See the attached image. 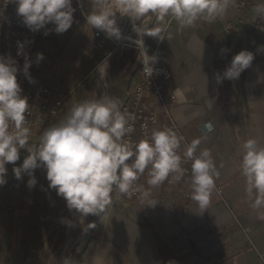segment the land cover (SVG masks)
Instances as JSON below:
<instances>
[{"label":"crops","instance_id":"1","mask_svg":"<svg viewBox=\"0 0 264 264\" xmlns=\"http://www.w3.org/2000/svg\"><path fill=\"white\" fill-rule=\"evenodd\" d=\"M93 2L81 0L85 13ZM72 6L76 9L75 0ZM255 18L252 9L238 15L234 0L224 16L211 23L198 20L181 31L171 21L170 39L141 37L148 54L157 55L171 74L165 94L174 99L170 100L169 116L159 117L160 126L172 121L188 143L201 139L197 154L210 149L219 176L209 205L200 209L191 199L190 161L182 165L188 171L176 183L165 181L151 188L142 175L139 185L150 190V197L142 202L138 194L113 202L111 194V203L94 216L95 227L88 230V241L79 247L72 264H264V209L250 207L239 168L240 145L245 140L256 139L264 147V51H258L264 46V30L254 27ZM156 23L154 18L150 27ZM93 32L76 10L72 27L56 35L48 58L33 70L36 81L68 96L76 81L74 71L91 51ZM127 47L111 55L113 49L108 55L127 72L125 78H119L124 84L116 99L121 109L127 92L140 79L138 50L135 44ZM221 48L229 51L222 55ZM241 50L254 54L251 66L241 74L242 88L253 92L258 84L262 96L245 94L244 107L237 108L223 97L233 81L217 85L213 73L222 72ZM206 124H211L210 131ZM153 200L158 203L151 207ZM7 224L6 210L0 208V249L7 242Z\"/></svg>","mask_w":264,"mask_h":264},{"label":"clouds","instance_id":"2","mask_svg":"<svg viewBox=\"0 0 264 264\" xmlns=\"http://www.w3.org/2000/svg\"><path fill=\"white\" fill-rule=\"evenodd\" d=\"M16 5V15L21 23L32 33L45 29L63 34L74 22L73 0H9ZM80 3V0H77ZM234 0H94L91 10L84 14L86 24L91 29L104 33L106 38L122 39L117 26V15L127 18L132 31L139 39L132 40L138 50L142 72L150 78L157 71L155 65L159 57L149 55L148 47L141 38L147 36L164 41L171 21L178 30L195 26L198 20L208 23L223 17ZM255 11L264 15V3L257 5ZM155 18V26H151ZM51 24L53 27L47 29ZM28 42H17V57H23L21 68L10 54L0 55V187L7 183L8 168L20 160V151L29 145L31 130L27 127L25 113L29 110L28 98L22 95L17 83L21 72L29 84L36 81L29 69L32 61L25 51ZM229 50L220 49V54ZM264 51V46L258 48ZM202 55V51H201ZM44 59L37 53L35 62ZM254 54L241 50L235 54L222 72H214L217 85L225 80H238L248 69ZM107 60L98 71L105 73ZM205 88L207 77H204ZM210 106L211 103L209 102ZM134 119L131 113L123 114L114 97L104 96L96 100H86L74 104L64 119L46 128L39 136L38 144L27 147V156L19 166L12 167V175L20 181L28 177L27 187L37 185L35 170L43 169L47 190H54L65 201L70 213L77 214L75 223L66 218L61 222L66 227L83 224L88 216H99L111 203L113 186L119 193L132 197L140 194L141 201L147 200L151 192L145 190L137 181L146 173L147 185L156 188L165 181L179 182L188 171L182 165L191 162V199L200 209H206L215 188V178L219 176L210 149H202L197 154L201 139H193L183 144L184 137L171 128L153 130L147 138L132 142L125 139L134 128L129 123ZM205 128L211 130V124ZM240 174L244 179L245 193L250 207L264 209V147L256 139L249 138L240 145ZM181 152L183 156H181ZM41 186V191H44ZM158 202L151 201V207ZM264 219V214L261 215ZM95 227L89 223L87 229ZM63 264H72L65 259ZM168 264H175L169 261Z\"/></svg>","mask_w":264,"mask_h":264},{"label":"rangeland","instance_id":"3","mask_svg":"<svg viewBox=\"0 0 264 264\" xmlns=\"http://www.w3.org/2000/svg\"><path fill=\"white\" fill-rule=\"evenodd\" d=\"M117 26L122 32L124 43L127 46L133 45L128 39L135 38L132 26L127 18H120L117 15ZM118 42L110 38L108 44L102 52L90 51L81 58V62L74 71L76 81L70 87V94L65 101L64 109L55 119H50L41 128L35 130L30 137L29 145L34 146L39 142V136L48 127L57 124L65 118L70 108L86 100H96L105 96L118 99L119 92L124 84L119 78L127 76L126 69L123 70L122 63H117V59L107 58L114 49V44ZM125 46L124 49H128ZM107 60L105 76L102 81L105 84L104 93L101 91L97 71L103 61ZM120 76V77H119ZM122 76V77H121ZM244 77L241 75L238 80L229 84L228 89H224L223 97L233 102L238 108H242L245 94L261 97L262 91L258 84L253 88V92L247 91L243 86ZM256 81V80H254ZM128 88H124V93ZM125 95V94H124ZM238 105V106H237ZM120 111L121 108L119 107ZM20 151V160L16 165L6 166L8 169L7 183L0 187V208L6 210L7 214V242L5 247L0 249V264H59L60 254L69 236V228L62 222V218L74 221L75 213H70L65 207V201L58 197L54 190H47V181L43 169L35 170L37 185L29 189L27 185L28 177L24 176L18 183L8 189L12 175V167L19 166L27 156V147ZM10 165V164H9ZM41 186L44 191H41ZM94 216H88L83 224H75L71 240L73 241L68 259L74 260L79 247L88 241L89 223L95 222ZM75 222V221H74ZM68 232V233H67ZM9 244V245H8ZM9 246V248H6Z\"/></svg>","mask_w":264,"mask_h":264},{"label":"built area","instance_id":"4","mask_svg":"<svg viewBox=\"0 0 264 264\" xmlns=\"http://www.w3.org/2000/svg\"><path fill=\"white\" fill-rule=\"evenodd\" d=\"M76 1V10L79 11L83 20L86 14L83 6ZM16 5L9 2V0H0V55L10 54L15 58L19 66L23 67V57H17V42H28L25 45V51L28 53L29 59L32 61V66L29 69L31 76L34 78L33 70L46 61L50 47L56 37V33L50 32L47 36L43 35L45 29L39 32H30L22 23L21 18L16 15ZM51 24L47 25V29H51ZM229 27L226 26V29ZM110 38H106L105 34L99 30L94 29L92 34V42L90 44L91 51L102 52L105 50ZM122 45V49L127 46L124 39L119 40L114 44ZM114 47V48H115ZM37 53H42L44 59L37 64L35 57ZM140 59V58H139ZM156 72L150 77L146 78L142 72L143 64L139 60L138 73L139 81L135 87L128 91L126 100L121 109L125 115L131 113L134 119L129 123L134 128V131L125 137L132 142H137L140 139L150 136L153 130H162L164 128H171L182 136L178 127L174 122L170 121L164 126H160L159 117H168L170 110V100L174 99L173 96L167 98L165 90L171 79L169 70L161 66L159 61L155 65ZM36 81V79L34 78ZM17 83L22 89V95L28 98L29 110L25 113L27 120V127L31 130V136L36 129L41 128L50 119H55L64 109V103L68 96L56 93L54 90L45 86L40 82L29 84L21 72L17 74ZM188 143L184 138L183 144ZM147 178L146 173L143 175ZM168 183V181H166ZM139 184V180L137 181ZM172 184V183H168ZM138 194L132 197H127L119 193L118 189L113 186L112 201L118 202L126 199L136 198Z\"/></svg>","mask_w":264,"mask_h":264},{"label":"trees","instance_id":"5","mask_svg":"<svg viewBox=\"0 0 264 264\" xmlns=\"http://www.w3.org/2000/svg\"><path fill=\"white\" fill-rule=\"evenodd\" d=\"M262 3H264V0H235L236 13L241 15L244 10L252 9L256 15L254 27L264 30V15H259L255 11L256 6Z\"/></svg>","mask_w":264,"mask_h":264},{"label":"bare ground","instance_id":"6","mask_svg":"<svg viewBox=\"0 0 264 264\" xmlns=\"http://www.w3.org/2000/svg\"><path fill=\"white\" fill-rule=\"evenodd\" d=\"M124 38L125 37H122V39H124ZM102 75L105 76L106 74L103 73L102 71H101V73L99 71H97V78L99 80V85H100L101 91L104 93L105 84L102 81V77H103ZM100 76H102V77H100ZM104 96H105V94H104ZM76 219H77V214H75L74 221H76ZM74 227H70L69 228V236H68V238H67V240L65 242V245L63 246L62 253L60 254L59 264H63V260L68 259V257H69V251L71 250V247H72V244H73V241H72L73 239L71 240V237H72V232H73Z\"/></svg>","mask_w":264,"mask_h":264},{"label":"water","instance_id":"7","mask_svg":"<svg viewBox=\"0 0 264 264\" xmlns=\"http://www.w3.org/2000/svg\"><path fill=\"white\" fill-rule=\"evenodd\" d=\"M121 49H122V45H121V43H120V44H118V45L114 48V51H113V53H112L111 55L116 54V53H117L118 51H120ZM107 58H108V57H107ZM16 183H17V180H15V178L12 179L11 182H10L9 188L12 187L13 185H15Z\"/></svg>","mask_w":264,"mask_h":264}]
</instances>
